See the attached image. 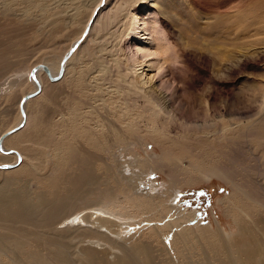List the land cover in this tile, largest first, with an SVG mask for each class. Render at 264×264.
I'll use <instances>...</instances> for the list:
<instances>
[{
	"label": "rangeland",
	"instance_id": "1",
	"mask_svg": "<svg viewBox=\"0 0 264 264\" xmlns=\"http://www.w3.org/2000/svg\"><path fill=\"white\" fill-rule=\"evenodd\" d=\"M105 4L0 0V135L15 126L20 99L32 91L25 72L41 63L50 68L60 64L84 34L87 20L91 26L78 42L81 47L66 61L64 78L53 83L51 100L37 95L43 108L40 136L50 141L49 147H31L21 140L7 145L22 159L5 171L12 173L0 175V191L29 196L36 203V196L48 190L49 202L51 178L74 172L76 179L83 176L76 194L91 202L80 207L82 215L98 208V196L120 195L121 174L127 178L124 183L132 181L151 197L165 201L166 194L172 195L168 204L176 213L160 215L153 208L145 214L155 227L173 222L169 214L180 217L182 225L180 229L173 225L170 234L152 230L149 238L150 230H139L147 221L136 213L137 202L131 215L143 223L123 229L127 248L139 249L141 240L148 239L146 250L154 264L169 258V264L201 260L233 264L231 250L213 244L203 253L200 245L193 247L196 238L208 237L199 233L207 228L215 237L224 234L234 242L244 241L243 257L252 253L247 264H264V0H105ZM151 17L164 32L157 46L152 30H143ZM155 48L156 55L149 56ZM146 100L159 115L149 114L143 106ZM27 115L29 125L36 120L35 108H28ZM61 121L67 123L52 128ZM99 143L111 145L108 156L114 158L116 170L110 175L100 162H92L98 161L92 157ZM78 162H86L89 171L76 173ZM221 168L231 169L233 179L211 172ZM235 183L263 205L240 201ZM227 198L234 205L224 202ZM27 218L0 220V264H50L60 255L66 263L57 264H83L87 253L96 254L98 264L139 262L137 254L110 262L107 245L97 239L101 232L103 239L122 245L124 238L116 234L115 226L59 239L60 221L45 229L34 206ZM186 239L191 241L189 249L176 247Z\"/></svg>",
	"mask_w": 264,
	"mask_h": 264
},
{
	"label": "bare ground",
	"instance_id": "2",
	"mask_svg": "<svg viewBox=\"0 0 264 264\" xmlns=\"http://www.w3.org/2000/svg\"><path fill=\"white\" fill-rule=\"evenodd\" d=\"M98 3H100V6H105V0H98ZM94 8L91 11V15L95 14L97 7ZM94 17L92 18V20ZM132 19H136V17L132 14ZM92 20L91 23H92ZM89 20H87L86 25L84 28L88 27L90 31V24H88ZM150 25V26H149ZM152 30V35L157 38V42L154 44V46H157L159 42H161L165 37L163 35L164 32L161 31V28L158 26V23L154 17H151L148 21L144 22L143 30ZM85 30V29H84ZM84 32V31H83ZM89 34V32H88ZM87 34V35H88ZM86 38L84 34L82 33L81 38L76 41L71 48L68 50V52L64 55L62 60L64 59V64L62 66V72H60L61 69V62L60 64L53 65V68H50L46 64H38L34 66L33 68H30L25 72L26 77H28V82L32 86V91L26 94L24 97L20 99L19 102V115L16 119L15 126L10 129L7 132H4L0 135V159H4L3 161L0 160V163H12L10 165L5 164L0 166V175L10 174L12 172H5L9 171L17 166V164L20 162V158L22 159V156H20L17 152L13 150H7V145L13 143L15 140L21 142H26L31 145V147H35L37 145L46 146L47 148L50 145V141L43 139V137L40 136V131L42 130V122L43 121V108L39 105V99L37 95L41 94V98H45L46 100H51L50 91L53 90L56 83L53 85L54 82L62 80L64 78L66 70L65 67L67 66L66 61L69 59V57L74 53L76 49H78L80 44L83 42L82 39ZM82 40V42L78 45V42ZM156 49H153V52H149L150 55H156ZM74 50V51H73ZM140 48L137 49L139 51ZM166 50V49H165ZM142 51V50H140ZM168 52V51H167ZM138 53V52H137ZM134 54V58H136V54ZM162 56H165V53H161ZM143 55V54H142ZM141 55V56H142ZM40 65H43L48 71L49 76L44 71V68L39 67ZM66 65V66H65ZM95 67L97 65H94ZM120 71H122V66L117 65ZM55 67V68H54ZM55 69V70H54ZM99 66L97 67L95 73L99 72ZM93 70V68H92ZM93 71V73H94ZM24 74V75H25ZM47 78V80L44 79V77ZM24 76V78H26ZM26 80V79H25ZM47 81V82H46ZM50 81V82H48ZM74 82L78 83H85V80L83 79L73 80ZM9 85V84H8ZM83 86V84H82ZM31 95V97H27V95ZM37 97V98H36ZM34 98V99H33ZM149 112V114L159 115L160 111L155 109V106L150 103V101L146 100L144 101L143 105ZM35 108L36 111V120L32 123L27 124V121L29 120V116L27 115L28 108ZM90 108V105L88 106ZM61 123V127H63L67 122H58L56 124L52 123V128L57 129V125ZM40 126V128H39ZM86 130H88V126L86 127ZM123 138V136L121 137ZM105 143V142H104ZM142 143V142H141ZM106 144V143H105ZM144 144V143H142ZM111 146V145H110ZM110 146H105L102 143L97 144L98 152L94 154L92 158H96L98 161H92V162H100L101 167H104L107 171V174H112L116 170V163L114 161V158H110L108 155L110 152H108ZM27 149V148H26ZM115 151H112V154H115ZM8 157V158H7ZM66 158V157H65ZM18 162H17V160ZM72 161H75L72 159ZM17 162V163H16ZM81 172L82 174L89 171L87 168L86 162H78V168L75 170V172ZM214 173L216 177L224 178V179H233L232 170L231 169H213L211 171ZM203 172H199V174H202ZM83 179L82 177L75 178L74 172L70 173L67 177H52L49 181V189L51 200L49 202H45L47 200V193L48 190L43 191L42 195H37L36 199L37 202L33 203L32 199L29 196L20 197L18 195L12 194H5L4 192L0 191V220L3 219L4 222H13L14 220H17L19 218H23L25 220H29L28 217V211L30 207H36L39 211V222L43 221V226L47 230H51L52 227L56 222H59V227L57 226V232L56 236L60 238H73L76 239L77 237H82L86 234H88L93 229H98L104 225L111 227L115 226L119 232L116 234L120 238L122 237V233H124L123 229H129L131 226H134L135 228L139 227L138 223H143L140 221V219H137L136 217H133L131 215V212L133 211L135 204L138 202L139 207L136 213H139V216H144L142 218L143 220L147 221L145 222L139 230H147L150 232L149 238H151L154 235V232L152 230H163L168 232L169 234L172 232L171 227H175V229L182 228V225L179 224L180 217H178L176 214H169L170 220L173 222H166L163 227L157 228L156 225L151 223L152 221L149 219L148 216H145L147 212L153 211V208H155L154 211L158 212L160 215H164L165 213H170L173 211L174 208H172L168 201L172 198V195L166 194L165 195V201L162 200L160 196L158 197H151L150 195H147L146 193L142 192L135 184H133L132 181L128 180L127 183H124V180L127 179L126 177L121 176L119 178V183L121 184L122 189H118V193L120 195L115 194H102L101 196H98L96 198L97 207L93 208L91 212L89 213H78V210H80V207L84 204L91 203L89 198L79 196L76 194L77 185L81 182ZM52 181V182H51ZM51 183V187H50ZM235 192L238 194L240 201L242 200H249L251 203H253L255 206L261 207L263 203L261 201H258L253 198L252 192L248 190L246 187L239 186L235 183ZM123 191V194L121 193ZM228 205H234L230 198H227L224 200ZM144 209H146L144 211ZM261 209H264V206H262ZM81 211V210H80ZM176 213L175 211H173ZM92 220V221H90ZM119 222L120 224H116V222ZM117 222V223H118ZM123 222V223H121ZM95 223V224H94ZM174 223V224H173ZM91 224L94 227H88L87 225ZM1 226V225H0ZM243 229L239 226V233L241 234ZM204 232L205 235H208L207 238H202L200 241L199 238H196L197 243L193 242V247L196 245H200L203 249V253H205V248L210 247L213 244H216L219 248H224L226 250H231L233 253V264H247L248 261H251L250 256L252 253L248 251V254L246 257L244 256V248L247 246V244L243 242H234V237L232 236H225L223 234L220 237H215V232L209 231L207 228H203L199 233ZM238 232V231H237ZM138 234V233H136ZM140 234V233H139ZM196 234V233H195ZM100 238L97 239V241L106 244V252L111 255V263L117 262L120 258H125L130 255H138L139 262L137 263L136 260H126L125 264H154V260L149 256V252L146 250V248L149 246V240L145 239L144 241L141 240L140 242V248L139 249H131L127 248L124 244L125 238L122 240V245H117L113 243L112 241H107L102 238V233L99 232ZM225 240H224V239ZM72 240V239H71ZM135 241H138L139 239H134ZM191 241L186 240H180L179 242H176V247L180 246L179 249H186ZM116 251V252H114ZM171 251V250H170ZM77 259L79 260L80 257L83 256V252L76 254ZM66 263V259H64L63 256H56L55 259H50V264H57L58 262ZM245 261V262H244ZM100 260L97 259L96 254H86V257H84L83 264H98ZM164 264L171 263V259L162 261ZM201 264H205L203 260H201Z\"/></svg>",
	"mask_w": 264,
	"mask_h": 264
},
{
	"label": "water",
	"instance_id": "3",
	"mask_svg": "<svg viewBox=\"0 0 264 264\" xmlns=\"http://www.w3.org/2000/svg\"><path fill=\"white\" fill-rule=\"evenodd\" d=\"M87 32H88V27L86 28L84 34L87 33ZM64 59H65V58H64ZM64 59H63L62 62H61V69H60V72H62V66H63V64H64ZM39 67L44 68V71H45L46 74L49 76V71H48L43 65H40ZM49 77H50V76H49ZM27 97L29 98V97H31V95L29 94V95H27Z\"/></svg>",
	"mask_w": 264,
	"mask_h": 264
}]
</instances>
